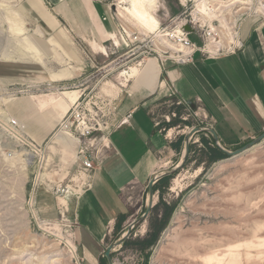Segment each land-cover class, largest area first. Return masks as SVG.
I'll use <instances>...</instances> for the list:
<instances>
[{"label":"rangeland","instance_id":"obj_1","mask_svg":"<svg viewBox=\"0 0 264 264\" xmlns=\"http://www.w3.org/2000/svg\"><path fill=\"white\" fill-rule=\"evenodd\" d=\"M2 1L5 3L0 0V264H84L72 213L75 190H78L76 183L80 182L75 179L80 171L76 151L74 145L66 146L61 140L53 142L54 134L61 128L57 116L61 110L57 109L51 117L48 109L37 108L38 100L50 94L60 98L62 91L76 90L79 111L84 112L88 121H97L104 127L105 123H110L111 115L117 119L118 105L125 97L155 86L163 67L173 64L169 60L164 62L173 51L165 47L157 34L143 35L132 17L126 16L120 8L128 6L127 1L93 0L110 5L113 16L118 14L113 34L120 42L114 45L113 40H97L88 26L71 31L58 24L50 6L42 0H10L5 4L12 10L24 7L31 11L46 37L59 33L70 54V61L64 59L57 67L52 62L47 65L66 75L72 73V79L56 83L50 80L48 73L36 78L40 73L38 65L2 60L10 46ZM196 5L194 0H158L153 15L159 22L160 33L170 34L175 21L196 10ZM29 20L25 24L28 36L40 49H46L44 39L37 40L32 31L35 26ZM82 35L86 41L95 40L104 46L106 52L94 51L81 39ZM189 40L200 45L195 34H190ZM153 59H157L158 64H154ZM129 68H138L139 73L131 78L127 88H120V71ZM111 85L119 88V92ZM156 96L151 112L158 130L163 136L169 134L170 150L161 153V164L167 162L166 170L170 172L182 158L190 130L212 128L196 103L183 102L174 95ZM28 107L34 110L29 115L25 111ZM42 116L46 121L44 127L39 124ZM6 117L21 119L28 128L11 129L4 122ZM263 131L234 147L220 145L234 152ZM202 138L209 143L213 137L205 131L191 137L186 163L167 175L170 178L160 192L153 191L152 209L134 226L125 243L111 251L113 263L203 264L201 256L214 253L220 257L224 254L225 264H264V140L241 155L210 163ZM26 152L29 155L23 154ZM41 174H46L43 181L39 178ZM84 184L85 181L80 182L81 189ZM137 195L135 188L125 190V201L132 198L134 207L118 220L102 245L104 252L126 233L125 224L128 226L145 213L148 188L144 190L139 209L141 202L135 206ZM156 212L160 217L153 220ZM154 238L156 241L150 247L142 243ZM72 248L74 257L70 254Z\"/></svg>","mask_w":264,"mask_h":264},{"label":"crops","instance_id":"obj_2","mask_svg":"<svg viewBox=\"0 0 264 264\" xmlns=\"http://www.w3.org/2000/svg\"><path fill=\"white\" fill-rule=\"evenodd\" d=\"M42 2L50 6L58 24L69 30L88 26L97 40H113L110 35L115 33L119 18L110 13V5L93 0ZM239 38L243 47L236 54L215 60L195 54L190 64L169 63L154 87L139 89L119 103L117 120L128 118V123L113 129L101 170L89 176L72 203L84 264H99L104 241L134 207L132 198L127 199L130 204L125 201V190L138 191L135 206L141 202L139 209L151 177L166 170L161 153L170 150L169 134L163 136L152 117L156 95H174L183 102L196 103L223 146H237L264 130V26L247 20L240 26Z\"/></svg>","mask_w":264,"mask_h":264},{"label":"bare ground","instance_id":"obj_3","mask_svg":"<svg viewBox=\"0 0 264 264\" xmlns=\"http://www.w3.org/2000/svg\"><path fill=\"white\" fill-rule=\"evenodd\" d=\"M9 1L10 0H4L5 3H9ZM124 1L128 2V6L125 5V7H123L121 9L122 12H124V14L126 16L132 17V20L134 21L135 25H137L142 30V32H144L143 35H146L148 37V35L149 36L150 35L155 36V34H157L156 36L158 38L160 37L162 39L163 43L165 42L164 43L165 47L168 50L173 51V52H171L170 57L174 56V54H177V53H181V52L185 53V50L181 46L177 45L176 43H174L169 38V33H166V34L162 33L163 35L160 33L161 31H159V22L156 19V17L153 15L154 11L157 8L158 0H123V1H121V3ZM181 1L184 2L185 0H181ZM194 2H197V4H198V5H196L197 9H196L194 14H196L197 16H200V19L203 16L208 17V19L216 17V14H217L216 10H217L220 2H218L217 0H194ZM2 3H3V1H2ZM5 3H3L1 5V7L4 10L3 16H5V18L4 19L2 18V19L4 20V24L6 25L5 31H6V34L8 35L9 40H10V46L6 48L7 53L8 52L9 53L7 55H4L2 60L5 62H9V63L25 62V63H34V64L38 65L40 67V73H38V75H36L37 76L36 78L40 77V75H43V73H48L49 78L52 82L57 83V82L67 81V80L72 79V73H69L68 75H66V74L61 73V70H59V69L56 70L55 68L52 69L50 66L47 65L49 63L51 64V62H52V64H56V67H57V64H60L61 62H63L64 59H65L64 61H68V59L71 58L70 54L66 51V48L63 45L64 44L63 42H65V41L62 39L61 35L59 33H56V35L55 34H49L46 37L45 34L41 31L42 26L40 25L38 19L31 14V11L29 9H26L24 7H20L19 10H17V8H15L16 9V12H15V9L12 10V7L7 6L8 4H5ZM121 10H120V12H121ZM120 16H122V15H120ZM27 18L30 19L29 20L30 23L32 21L34 26H35V30H32V31H34V35L36 36L37 40L44 39V42L46 44V49L45 48H44V50L40 49V47L36 44V41L34 39H31V37L28 36V31L25 28L26 27L25 24L28 21ZM31 24H29V25H31ZM209 25H210L211 29L214 30V25L212 23ZM228 29H229L228 34L230 36L229 39H233L234 35L236 37V35H237L236 31L234 32L230 26L228 27ZM110 38H112L114 40V45H119L120 40L117 39L115 34H111ZM165 38H167V39H165ZM168 39H170L173 44L170 43L168 41ZM84 41L94 51L103 52V53L106 52V50L104 49V46L99 45L95 40L89 39V41H86L84 39ZM5 52H6V50H5ZM46 54H48V55H46ZM47 56H49V57H47ZM61 58H63V59L61 60ZM69 61H70V59H69ZM66 63L67 62H65V64ZM153 63L158 64L157 59H153ZM158 66L160 69V65H158ZM32 68H33V66H32ZM72 69H74V68H72ZM65 73H66V71H65ZM138 73H139L138 68H129L128 71H126V70L120 71L119 78L122 79V83L120 84V88H127L129 86L128 82H130L131 78L137 76ZM28 76H30V75H28ZM111 86L113 87V85H111ZM113 88H114V90L116 89L119 92V88H116V87H113ZM59 95H60V98L59 97L55 98L54 94L43 96L42 98H40L38 100L40 102V104L37 106V108H39L40 111L41 110L43 111V109H44V111H45V109H48L49 116H51V117H53L55 115L57 109H60L61 112L58 113L57 116H58L59 120H61V125H62V121L64 120V118L68 114V112L66 114L67 109L76 104V102L78 101V98H79V93L76 90H64L61 93H59ZM116 95H117V93H116ZM25 111H26L27 115H29L34 110H33V108L28 107ZM51 117H49V120L51 119ZM42 118H43V116H42ZM39 119H40V121L39 120L38 121L40 122L39 124L41 125V127L46 126L45 125L46 124L45 117L42 119V121H41V117ZM11 120H13L12 117L11 118L10 117L4 118V122L6 123V125H8V127H10L11 129H14L13 127H11ZM16 121H17V125H18L19 130L20 129L26 130V128H28L27 124H25L21 119L17 118ZM44 122H45V124H44ZM70 133H69V131L63 130L61 127L54 134V136L52 138L54 140L53 142L57 143V141L61 140V142L66 143V146L74 145L75 140L71 136ZM50 149H51V147H50ZM23 154L29 155V153H27V152L23 153ZM45 176H46V174L45 175L41 174L39 176L41 181H43ZM79 181L80 182L81 181L86 182L87 181L86 176H82ZM76 182H78V181H76ZM80 182H79V184L76 183L77 184L76 187L78 188V190L77 191L75 190V192L78 194L82 191V189L80 188L81 187ZM190 237H191V235H190ZM70 252H71L70 254L73 256L74 255L73 248ZM201 259H202L203 264H208V263L222 264L224 262L225 255L221 254V257H220L219 255H216L213 253V254L205 255L203 257L201 256ZM224 264H225V262H224Z\"/></svg>","mask_w":264,"mask_h":264},{"label":"built area","instance_id":"obj_4","mask_svg":"<svg viewBox=\"0 0 264 264\" xmlns=\"http://www.w3.org/2000/svg\"><path fill=\"white\" fill-rule=\"evenodd\" d=\"M217 1L220 2L216 10L217 14L211 22H207L209 19L206 16L200 19V16L194 14L196 10H193L185 18H178L175 21L174 29L171 30L169 38L181 46L185 53H177L171 57L168 55L164 62L169 60L176 65H186L193 62L195 54H199L204 59L212 60L221 56L236 54L243 47L239 38L240 26L251 19L257 20L264 26V0ZM181 23L189 25L193 32H184L179 28ZM211 23L214 25V30L209 25ZM229 26L237 33L233 39H229ZM190 34L196 35L200 45L197 46L189 40ZM79 106L77 101L64 118L61 127L63 130L72 131L71 136L75 140L76 161L80 169L75 179L79 181L82 176H86L85 186L89 176L101 170L103 166L104 158L109 150L108 139L113 129L127 124L128 118L118 121L116 116L111 115L110 123H105L102 127L97 121L95 123L88 121L84 112L79 111ZM11 127L18 128L16 120H11ZM71 190L74 191V189Z\"/></svg>","mask_w":264,"mask_h":264},{"label":"water","instance_id":"obj_5","mask_svg":"<svg viewBox=\"0 0 264 264\" xmlns=\"http://www.w3.org/2000/svg\"><path fill=\"white\" fill-rule=\"evenodd\" d=\"M179 28L182 29L186 33H192L193 32L192 28L189 25H187V24H182L181 23V24H179ZM200 131L209 132L212 135L213 139H214L215 145L221 151H223L227 156H238V155H241L244 152H246V151L250 150L251 148H253L254 146L262 143V141L264 140V131H263L258 137H256L255 139L251 140L249 143H247L244 146L238 148L234 152H230V151L224 150L221 147L219 139L217 138V136L215 135L213 130H203L201 128H192L190 130V132L187 134L186 138H185V141H184V152H183L182 158H181L180 162L177 164V166L174 169H172L170 172H168V170H163V171H159V172L155 173L151 177L150 181L148 182V186H147V188H148V203H147L146 211L143 214V216L138 218V219L133 220L132 222H130L129 225L127 226L126 233L123 234L118 241H116L115 243L109 245L106 248V250L104 252V257L106 258L108 264H113L112 259L110 257L111 251H113L116 247L121 246L126 241V239H128V237L131 234V230L134 228V226L136 224L142 222L144 220V218L147 216V214L150 212V210L152 209V207H153V199H154L153 185L158 180H160L162 177L167 176L170 173L172 174L177 169L183 167V165L186 162L187 156L189 154V143H190L191 137L194 134H196V133H198Z\"/></svg>","mask_w":264,"mask_h":264},{"label":"trees","instance_id":"obj_6","mask_svg":"<svg viewBox=\"0 0 264 264\" xmlns=\"http://www.w3.org/2000/svg\"><path fill=\"white\" fill-rule=\"evenodd\" d=\"M174 122V121H173ZM172 124V121L171 122H169V126ZM171 127V126H170ZM202 140H203V138H202ZM204 142V145H206L205 147L207 148V152H208V162H210V163H214V162H217V161H220V160H223V159H225V158H227L228 156L223 152V151H221L216 145H215V143H214V139L212 138L211 139V141L209 142V143H207V142H205V140H203ZM224 150H226V149H224ZM190 151H191V147L189 146V153H190ZM227 151V150H226ZM186 163V162H185ZM200 167V166H199ZM170 178V176H164V177H162L158 182H156V184H154V186H153V191L155 192V191H161L163 188H164V186L166 185V183H167V180ZM170 211H171V209H170ZM169 214H170V212H169ZM169 214H167V217H166V219L168 218V216H169ZM155 215L156 216H154V219L153 220H156L157 219V217H160V215H158L157 214V212L155 213ZM165 219V220H166ZM166 224V222H164V225ZM164 225H162V227L164 226ZM162 227L160 228V229H162ZM159 232V231H158ZM150 233V231L147 233V234H149ZM155 241H156V238H154L153 240H151V241H147V240H145V241H143L142 243H144L145 245L144 246H146V247H150V246H152L154 243H155ZM125 243V242H124ZM123 243V244H124ZM122 244V245H123ZM143 249V248H142ZM141 249V250H142ZM99 264H108L107 263V260H106V258L103 256L101 259H100V261H99Z\"/></svg>","mask_w":264,"mask_h":264}]
</instances>
